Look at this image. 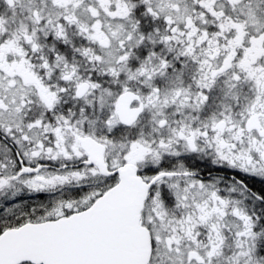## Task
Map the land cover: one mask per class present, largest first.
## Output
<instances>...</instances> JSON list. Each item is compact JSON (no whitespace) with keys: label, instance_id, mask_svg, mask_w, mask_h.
I'll use <instances>...</instances> for the list:
<instances>
[{"label":"snow or ice","instance_id":"snow-or-ice-1","mask_svg":"<svg viewBox=\"0 0 264 264\" xmlns=\"http://www.w3.org/2000/svg\"><path fill=\"white\" fill-rule=\"evenodd\" d=\"M0 264H264V0H0Z\"/></svg>","mask_w":264,"mask_h":264}]
</instances>
